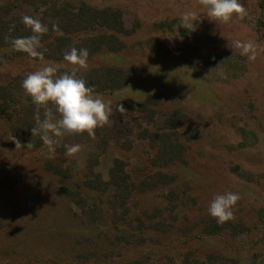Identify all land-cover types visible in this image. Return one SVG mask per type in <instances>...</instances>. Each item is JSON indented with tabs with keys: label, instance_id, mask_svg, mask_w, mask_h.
Listing matches in <instances>:
<instances>
[{
	"label": "rangeland",
	"instance_id": "obj_1",
	"mask_svg": "<svg viewBox=\"0 0 264 264\" xmlns=\"http://www.w3.org/2000/svg\"><path fill=\"white\" fill-rule=\"evenodd\" d=\"M55 1L123 12L126 29L133 31L123 37L126 48L94 55L79 73L117 67L131 74L129 86L99 93L113 114L95 133L111 136L109 146L86 143L87 133L61 138L50 132L53 152L45 143L29 149L11 127L9 113L0 112V264H209L210 256L218 264H264V51L251 61L228 46L239 40L264 48L263 3L239 0L246 15L225 24L208 18L197 0L48 2ZM41 2L0 0V17L27 15L48 26L35 9ZM189 11L200 18L195 31L181 27ZM43 45V54L54 51ZM48 63L60 65L59 71L73 67L12 47L0 50V90L11 89L18 103L15 124L22 122L26 131L35 114L22 81ZM102 76L96 75L95 88L104 86ZM130 104L138 111L120 110ZM11 136L23 147L16 148ZM175 143L187 148V163L153 167V161L163 162L158 151ZM74 144L81 151L69 157L65 146ZM117 161L129 174L131 193L124 203L112 180ZM49 162L72 177L55 176ZM157 172L178 175L177 182L145 192ZM188 183L192 192L185 191ZM226 192L240 199L234 219L218 224L208 209ZM211 224L222 226L220 235L210 234Z\"/></svg>",
	"mask_w": 264,
	"mask_h": 264
},
{
	"label": "clouds",
	"instance_id": "obj_2",
	"mask_svg": "<svg viewBox=\"0 0 264 264\" xmlns=\"http://www.w3.org/2000/svg\"><path fill=\"white\" fill-rule=\"evenodd\" d=\"M197 3L206 11V15L212 21L229 23L234 16L243 19L246 15L244 6L239 0H197ZM200 18L194 12H185L180 18L181 27L195 31V22ZM24 25L31 29L32 35L17 37L11 40L12 48L15 51L27 53L30 57L43 59L41 38L48 33L49 28L39 19L32 16L22 18ZM53 30L63 35L58 25L53 24ZM179 33L177 32L178 36ZM7 39V38H6ZM228 46L232 49H241V55L247 56L251 61L257 58L258 46L252 42L234 41ZM89 51L87 48L71 47L64 52L63 59L73 67L70 71L59 73L60 65L48 63L44 67L27 74L22 81L24 92L31 98L36 106L34 119L36 127L31 129L32 135H40L49 151L53 152L54 141L49 133L57 137L66 135H77L87 133L88 136H95V129L104 127L111 123L112 108L110 102L103 99L102 94L96 93L92 87L77 73L88 68ZM124 111L122 105L119 106ZM44 109V118L41 120L40 109ZM11 140L16 148L23 147L21 142L14 136ZM31 141L26 148H32ZM66 155L71 157L81 151V145H66ZM238 193L226 192L216 195L210 203L208 212L216 219L218 224H223L234 219L233 208L239 201Z\"/></svg>",
	"mask_w": 264,
	"mask_h": 264
},
{
	"label": "trees",
	"instance_id": "obj_3",
	"mask_svg": "<svg viewBox=\"0 0 264 264\" xmlns=\"http://www.w3.org/2000/svg\"><path fill=\"white\" fill-rule=\"evenodd\" d=\"M44 1L45 2H41V4L36 3L35 9L43 13V16H45V18L47 17V20L51 22V24L48 25V33L44 34L41 38V44H44V47L53 46L54 51L51 54H44L45 58L49 60L66 62L63 59V54L64 52L70 50L71 47H76L77 49L87 48L89 51V58H92L94 55L105 51L112 53L120 52L126 48L123 37L129 36L133 33L132 30L126 29L123 20V12L119 8L111 6L100 8L93 6L88 2H82L75 7L67 1L61 3L55 1L54 4L48 2L53 0ZM260 1L264 5V0ZM57 5H60L62 8L58 9L56 7ZM52 6H55V10H52ZM53 24L58 25V28L60 31H62L63 35H59L53 30ZM30 35H32V33L30 32L29 27L24 25L21 17L17 19L12 18L9 21L8 19H2L0 17V50L12 47V39ZM62 72H65V70H60L58 73ZM99 73H103V76L98 81H102L104 86L95 88L98 87L96 86L97 82L95 81V77ZM77 75L84 78L87 82V86L92 87L96 93L114 92L123 89L129 86L131 76V74H125L123 69L111 66L97 67L94 70L91 69L89 72H78ZM6 87L0 90V112L3 111L5 114L9 113L7 115L9 116L8 120L11 123V127L17 132V135L23 139V141H28L27 143H29L30 141L36 140L35 144L32 143L33 146L37 147L43 145L44 142L40 135H32L31 129L37 126L36 121H34L32 125L29 124V127H33H30L27 131L24 129L22 122L20 125L21 128L15 124L16 119L12 114L17 112L18 103L12 98L11 89ZM3 90H5V93H7L6 95L1 94ZM3 102L6 103V107ZM33 106V112L35 114L36 106ZM143 106L145 107L147 105L145 104ZM123 108L129 109L130 111H138V106L133 104L127 105ZM150 111L152 117H154L155 112L152 110ZM27 112L28 110H26L25 113L28 114ZM43 113L44 109L41 108L40 114L44 115ZM41 120H43L42 117ZM168 127H172V125L169 124ZM128 131L131 132L129 128ZM102 135V132L98 131L97 134L95 133L94 137H90L85 141L86 143L88 142L95 144L100 142L102 143L104 141V143L106 142L108 146L111 145L113 142L111 136L103 137ZM36 136H39L38 140L36 139ZM167 148L169 149L158 151L157 156L161 154L163 156V162L158 164V162L155 160L152 162L153 167L168 169L170 167L177 166L179 163H187L188 160L185 158V152L187 148L185 145L183 146L181 143H175L173 146H167ZM120 164L121 163L117 161V169H113L112 180L113 183L117 185L118 189L121 190L119 197L123 199L124 203L126 202L128 195L131 193V189H129L125 183L126 180H128L127 176H129V174L127 171H125V166H121L122 164ZM47 166L51 173L58 177H64V180L72 177V173L69 172L68 169H65L59 165H55L53 162H49ZM157 174H159V178L154 179L151 184H147L148 187L146 186L147 188H144L145 192L154 190L159 184L171 186L175 184L178 179V175H166L161 172H157ZM64 180H61L60 183H63ZM92 182V180L87 181L88 185H94ZM89 188L90 190L95 189L94 186H89ZM192 190V184L188 183L186 185L185 191L192 192ZM171 195L175 196L173 192H171ZM174 207L175 205L172 207V209ZM162 212L163 211H159L158 213ZM210 227L212 228V232L210 233L211 235L221 234L222 226L212 225ZM207 262L209 264H218L217 260L212 256L208 258Z\"/></svg>",
	"mask_w": 264,
	"mask_h": 264
}]
</instances>
